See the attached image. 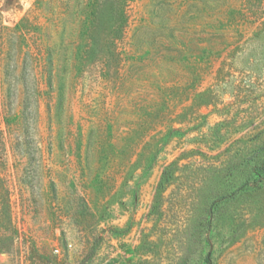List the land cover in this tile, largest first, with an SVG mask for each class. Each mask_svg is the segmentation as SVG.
Instances as JSON below:
<instances>
[{"label":"rangeland","instance_id":"1","mask_svg":"<svg viewBox=\"0 0 264 264\" xmlns=\"http://www.w3.org/2000/svg\"><path fill=\"white\" fill-rule=\"evenodd\" d=\"M116 8L0 0V264H264V198L234 201L210 246L197 232L225 183L211 163L264 127V0Z\"/></svg>","mask_w":264,"mask_h":264},{"label":"trees","instance_id":"2","mask_svg":"<svg viewBox=\"0 0 264 264\" xmlns=\"http://www.w3.org/2000/svg\"><path fill=\"white\" fill-rule=\"evenodd\" d=\"M130 1L132 0H114L117 7L116 13L119 14L117 20L124 22L127 19V8ZM44 65L45 72L52 84L56 77L52 59L48 57ZM0 134H2L1 131ZM215 136L220 138L219 140L216 139L218 142H224L227 138L226 133L218 128L215 130ZM221 152H225L226 155L223 163L221 165L211 163V165L214 178L225 179L224 187L216 186L212 189V193L203 207L200 223L197 225V232L202 237L201 242L207 246L211 245L212 237L216 233L215 227L219 216L234 201L248 198L251 199V203H254L264 198V127L242 135L234 141L231 148ZM181 166L183 165H180L179 160L172 161L165 166L161 173L155 190L153 205L150 209V216L154 225L164 215L166 191L173 180L177 178ZM146 236L150 238L149 234ZM146 242L151 244L153 241L146 238ZM211 255L210 252H207L204 257H201L200 263H195L189 256L185 255L184 257H177L173 264H211ZM47 261L54 263V258L50 255L47 257Z\"/></svg>","mask_w":264,"mask_h":264}]
</instances>
